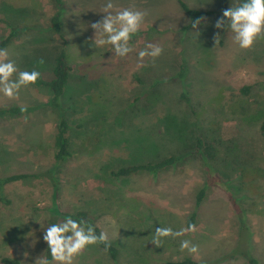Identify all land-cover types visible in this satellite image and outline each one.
Listing matches in <instances>:
<instances>
[{"label": "rangeland", "instance_id": "obj_1", "mask_svg": "<svg viewBox=\"0 0 264 264\" xmlns=\"http://www.w3.org/2000/svg\"><path fill=\"white\" fill-rule=\"evenodd\" d=\"M62 1L60 35L49 24L55 0H0V41L17 27L4 49L20 70L36 69L50 79L62 46L71 67L58 106L48 103L44 86L22 88L18 99L0 93V106H27L0 120V177L32 175L4 187L9 202L0 199V264L4 257L35 264L50 255L51 261L43 230L78 210L108 233L119 254L111 259L89 245L74 264H164L183 257L248 264L247 253L264 264V178L242 182L239 170L264 177V139L255 118L258 108L264 111V38L242 49L230 28H215L218 10L240 0H182L213 11L195 29H184L190 19L178 0H112L113 13L147 12L125 57L93 43L91 24L105 15L108 0ZM149 43L163 53L141 61L138 53ZM62 117L72 153L57 161L51 142ZM201 135L215 142L211 166L192 152L191 139ZM170 154L180 157L156 173H111ZM192 214L195 232L163 237L160 247L151 242L157 227L186 228ZM181 240L197 244L198 255L181 251Z\"/></svg>", "mask_w": 264, "mask_h": 264}, {"label": "clouds", "instance_id": "obj_2", "mask_svg": "<svg viewBox=\"0 0 264 264\" xmlns=\"http://www.w3.org/2000/svg\"><path fill=\"white\" fill-rule=\"evenodd\" d=\"M115 7L112 0H108L103 7L105 15L91 24V28L95 30L93 43L96 47L111 45L117 57H125L133 51L130 40L140 31L147 12L123 8L113 13L111 10ZM200 23L201 19L198 18L193 21L192 27L195 29ZM225 26L234 33L233 40L240 48H251L258 38H264V0H243V3L238 6L223 10L222 16L215 23V28L224 29ZM219 34V32L215 34V43H218ZM162 53L163 48L159 44L149 43L138 53V56L141 61L146 56L155 60ZM39 63L43 64V59ZM40 78V71L20 70L16 62L9 58L8 50L0 49V93L4 97L18 99L22 88L35 84ZM21 111L26 112L27 106H22ZM196 230L195 224H189L186 228L179 230L171 227H157L151 242L156 247H160L163 237L178 238ZM43 240L50 250L51 261L47 257L38 256L35 264H52V262L74 264L75 258L81 255L89 245L103 243L110 246L111 244L106 231L102 230L97 235L95 227L89 225L87 221L72 218L50 224L43 230ZM180 250H187L191 254L198 255L199 246L190 240H181Z\"/></svg>", "mask_w": 264, "mask_h": 264}, {"label": "trees", "instance_id": "obj_3", "mask_svg": "<svg viewBox=\"0 0 264 264\" xmlns=\"http://www.w3.org/2000/svg\"><path fill=\"white\" fill-rule=\"evenodd\" d=\"M57 5V10L55 13L51 16L50 19V27L57 33L61 34L62 27H61V17H62V0H55ZM178 3L180 4L181 8L184 10V12L189 16L190 24L184 28L187 29L188 27L192 26L193 21L200 18L202 19L205 15L212 13V10H199V9H193L189 7L184 1L178 0ZM243 3V0H240V2L235 6L230 7H236L239 4ZM221 8L218 11L223 14V10L227 9ZM15 27V28H14ZM11 28L10 34L0 41V49H4L8 43L11 41V37L14 36L17 32V27L14 26ZM62 37V36H61ZM33 69H30L31 71ZM70 71L71 67L68 63V54L66 52V49L64 46L60 49V51L55 55L52 63V77L50 79H43L42 76L38 81L34 84L36 86H44L47 87L51 94L48 103L53 106H58L60 104V98L64 93V88L66 84L69 82L70 77ZM184 72L181 70L179 72L180 76H183ZM248 88L244 87V90L246 91ZM184 97V94H183ZM189 101V100H188ZM263 109L258 108L255 115L256 119L259 118L260 125H259V131L261 136L264 139V111ZM21 107L17 106H0V120L3 118H10L18 115L21 113ZM254 115V116H255ZM253 118V117H252ZM184 124L186 125V131L189 128V124L187 120L184 119ZM68 131V124L65 118H60L54 128L53 135H52V147L54 150V158L57 161H60L64 159L65 157H69L72 153V151L69 149V138L67 136ZM186 133V132H185ZM184 133V134H185ZM190 138L186 137L184 139L185 144L183 147L187 148L188 144L192 142L194 144V148L192 149V152L195 154H198L203 158L207 164L206 166H211L210 161L214 159L215 153H216V147L215 142L210 139L208 135H201L196 136L195 138H192L189 142ZM264 151V147H263ZM180 156H177L175 154H170L167 156H161V157H150L147 160H144V162L136 163L128 166H122L118 168L117 170H112V174L117 177H127L134 173H140V172H150V173H156L160 170H164L169 168ZM150 159V160H149ZM229 162H232V160H227ZM208 169H212L208 167ZM240 180L242 182H250L254 179L261 177L264 178L262 174L258 170H250V168H240ZM212 173V172H211ZM32 176L28 173H16V174H10L7 176L0 177V199L9 202L5 198L4 195V187L12 182L26 179L28 177ZM239 180V178H238ZM249 185V184H248ZM203 189L198 191L197 194V203H199L202 200L203 197ZM145 215V214H144ZM63 216L65 218H72L76 220L83 219L88 222L89 225L94 226L96 230V234L99 235L101 232V229L99 226L95 223L94 218L91 217L86 211L78 210L77 212L73 214L64 213ZM194 217V214L190 216L189 224H192V219ZM111 242V241H110ZM94 246H97V248L103 250L108 254V256L111 259H116L119 254L118 248L114 245V243L111 242L110 246H106L103 243L95 244ZM248 264H256V260L252 258L248 253L245 254ZM50 260V255L47 257ZM2 261L5 264H21L16 259H11L8 257L2 258ZM164 264H204L198 260H195L191 257H183L181 259H170L164 262Z\"/></svg>", "mask_w": 264, "mask_h": 264}, {"label": "crops", "instance_id": "obj_4", "mask_svg": "<svg viewBox=\"0 0 264 264\" xmlns=\"http://www.w3.org/2000/svg\"><path fill=\"white\" fill-rule=\"evenodd\" d=\"M125 6V5H124ZM138 10H140V9H138ZM141 11V10H140ZM143 11V10H142Z\"/></svg>", "mask_w": 264, "mask_h": 264}]
</instances>
